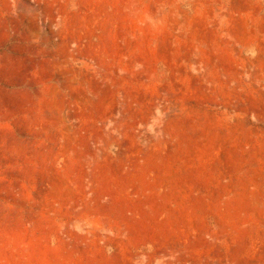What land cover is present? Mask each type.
Here are the masks:
<instances>
[{"label": "rangeland", "instance_id": "obj_1", "mask_svg": "<svg viewBox=\"0 0 264 264\" xmlns=\"http://www.w3.org/2000/svg\"><path fill=\"white\" fill-rule=\"evenodd\" d=\"M0 264H264V0H0Z\"/></svg>", "mask_w": 264, "mask_h": 264}]
</instances>
